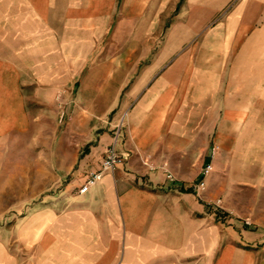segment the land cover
<instances>
[{"label": "rangeland", "instance_id": "1", "mask_svg": "<svg viewBox=\"0 0 264 264\" xmlns=\"http://www.w3.org/2000/svg\"><path fill=\"white\" fill-rule=\"evenodd\" d=\"M188 1L32 0L36 8L48 6L49 26L55 31L79 32L82 54L64 57L66 62H79L78 72H72L71 62L65 71L51 70L50 81L55 78L56 87H37L36 95L21 104L20 112L7 111L14 105L9 106L1 96L0 264H91L87 252L73 246L78 240L73 215L91 208L85 204L87 195L78 190L84 177L96 169L81 167L82 153L92 137V117L97 127L114 125L118 118L125 121L128 113L153 100L152 109L146 111L151 116L138 130L142 135L151 131L150 118L159 114L183 121L191 111L202 112L195 119L200 124L210 117L211 107H223L226 97L255 96L264 111V0H251L236 16L233 9L240 0H231L215 14H210L215 0H200L191 6ZM88 36L92 50L83 54L88 52L84 40ZM166 49L170 53L159 65L161 71L135 90L143 70ZM2 52L1 84L17 86L23 94L33 87L29 85L40 83V72L28 71L31 56ZM168 72L173 74L172 82L164 77ZM125 131L126 141L128 125ZM172 133L164 128L158 137L146 141L130 138L129 156L119 165L123 169L112 176L127 173L128 161L135 159L138 168L132 185L137 189L158 194L178 191L180 183L195 185L205 166L193 162L186 169L179 164L171 167L169 147L184 144ZM156 174L164 181L161 189L149 182ZM115 191L113 183L118 211ZM206 192L193 194L210 207ZM114 225L113 237L119 229L122 239V223Z\"/></svg>", "mask_w": 264, "mask_h": 264}, {"label": "crops", "instance_id": "2", "mask_svg": "<svg viewBox=\"0 0 264 264\" xmlns=\"http://www.w3.org/2000/svg\"><path fill=\"white\" fill-rule=\"evenodd\" d=\"M198 1L189 0L188 4L191 6L192 2ZM215 1L210 14L217 13L231 0ZM250 1L240 0L234 6V15H241L250 6ZM48 13V6L36 8L32 0H0L2 54L31 56L33 64L28 71L40 72V83L29 85L33 87H27L23 94L17 86L0 82V100L3 96L9 106L14 105L7 108L12 113L20 112L21 104L33 99L37 87L40 90L56 87L55 78L50 81L51 70L65 71L70 62L72 72L80 70L79 62L64 59L65 56L82 54L79 32L55 31L49 26ZM240 23L246 24L247 21L241 20ZM245 32L243 28L242 34ZM84 40L88 41L85 43L88 52L83 54H89L92 37ZM169 53L170 50L166 49L163 58L161 56L143 70L134 85L135 90L144 86L156 71H161L159 65ZM12 76L16 78V72ZM164 77L172 82L173 74L168 72ZM42 96L40 91L39 97ZM153 103V100H147L140 110L128 113L125 121L117 117L114 125L108 123L97 127L92 117V137L88 138L82 153L81 167L100 169L120 124L116 149L128 156L130 138L138 136V140L146 141L169 128L172 137H181L184 141V144L169 147L171 167L179 164L186 169L193 162L197 167L212 165L205 180L210 207L208 202L196 199L189 183H180L178 191L158 194L137 189L132 185V178L138 165L135 159H130L126 165L127 173L122 172L117 177L106 173L100 183L83 194L87 195L85 204L91 208L73 215V227L78 232L74 248L87 252L91 264L97 261L114 264L118 260H121L120 264H264V111L258 107L257 98L226 97L223 107H211L210 117L200 124L195 123L202 114L197 111H191L183 121L173 120L171 116L166 119L164 114L154 115L150 118L151 131L139 135V127L151 116L146 111L152 109ZM122 169L118 166L116 170ZM199 179L197 176L194 182ZM149 182L163 188L164 181L159 174L150 176ZM113 183L119 202V217L113 201ZM217 200L221 203L220 210L214 206ZM118 221L124 231L122 239L117 227V235L113 237L112 234L114 222ZM245 221L250 225L247 226ZM73 255L75 258L76 253Z\"/></svg>", "mask_w": 264, "mask_h": 264}, {"label": "built area", "instance_id": "3", "mask_svg": "<svg viewBox=\"0 0 264 264\" xmlns=\"http://www.w3.org/2000/svg\"><path fill=\"white\" fill-rule=\"evenodd\" d=\"M121 129V124L116 127V135L114 138L113 144L106 150L105 156L101 162L100 169L98 171H95L93 173H90L86 176L84 183L79 188V194L83 195L87 193L91 188L95 187L99 182L102 181L104 175L106 173L113 174L117 167L128 158L127 153H120L116 149V142L118 138L119 130ZM212 171V165L207 164L202 169L200 173V179L199 181L192 186L191 190L193 193L199 196L201 192H204L206 189V183L205 180L209 176V174ZM215 207L219 208L220 210V200H218L215 204ZM245 224L247 226L250 225L248 221H245Z\"/></svg>", "mask_w": 264, "mask_h": 264}]
</instances>
